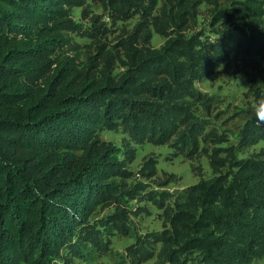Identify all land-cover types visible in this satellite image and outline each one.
Wrapping results in <instances>:
<instances>
[{"label": "trees", "instance_id": "obj_1", "mask_svg": "<svg viewBox=\"0 0 264 264\" xmlns=\"http://www.w3.org/2000/svg\"><path fill=\"white\" fill-rule=\"evenodd\" d=\"M97 1L113 20L138 16L119 41L121 54L102 42L107 28L96 15L89 26L73 19L72 8L85 13L87 0H0V264H77L74 258L103 255L114 232H130V216L147 212L132 199L160 209L163 227L126 247L132 263L253 264L264 257V148L243 159L233 147L202 148L215 174L204 178L194 167L200 178L173 203L168 190L126 183L155 176L153 156L137 172L126 165L135 157L131 143L173 141L192 156L200 139H225L205 132L207 119L195 114L196 103L208 114L211 107L195 82L236 59L264 80V2L218 7L213 0V36H186L200 0H162L156 14L158 0ZM152 29L165 37L158 48L150 45ZM69 33L90 40L81 62L66 54L75 46ZM250 81L258 94L259 80ZM103 129L127 139L117 146L100 137ZM263 138L264 124L247 120L238 143Z\"/></svg>", "mask_w": 264, "mask_h": 264}, {"label": "rangeland", "instance_id": "obj_2", "mask_svg": "<svg viewBox=\"0 0 264 264\" xmlns=\"http://www.w3.org/2000/svg\"><path fill=\"white\" fill-rule=\"evenodd\" d=\"M213 0H200L197 6L195 22L190 23L183 34L190 36L194 33H203L204 36H213L211 31L219 22L214 23L212 12L214 6ZM218 7L227 6L228 0H215ZM264 2V0H262ZM162 0H158L154 9V14L158 13ZM87 10L82 12L81 8H72V17L75 21L81 22L83 26L90 25L91 16L96 15L101 22L106 24L102 42L105 43L107 49L121 54L119 41L126 37L132 27L137 23L138 16L134 15L126 20H113L102 10L101 5L97 0H87ZM215 24V25H214ZM69 39L75 44L74 47L67 48L66 54L74 56L79 62L85 59L84 52L87 49L86 45L89 39L69 33ZM165 40L154 32L152 29L150 45L154 48L160 47ZM246 61V60H245ZM244 60L236 59L224 64H221L211 75L203 80L195 82V87L201 92L206 93L211 97V107L209 114L199 104H194V111L197 116L206 118L208 125L205 132L214 131L219 136H224V140L220 143H214L213 140H199V151L188 156L186 152H182L176 145L162 144L154 145L149 142L143 144L131 143L135 148V157L129 161L126 168L130 171L137 172L145 158L153 156L156 163V174L151 179L141 178L135 175L133 178L126 180L127 185L140 181L145 184L146 190L158 189L168 190L175 195L170 202L176 199H182L183 190L195 184L200 175L204 178L212 177L215 173L212 172L209 166L207 156L201 152L202 148L210 150L212 147H233L235 156L238 159L249 157L253 153L259 152L264 148V138L256 144L240 146L239 131L247 120H255L250 111L252 105L258 97L264 96V80L263 73L251 66H247ZM258 66L264 68V60L258 57ZM119 68L115 70L118 72ZM251 77L259 80L258 94H253L249 91ZM102 139L110 141L117 146L122 145L124 138L127 135L121 130H106L99 131ZM199 168L200 175L193 168ZM226 167L221 169L225 172ZM172 174L171 181L164 187H158V180H163ZM129 204L133 207L143 206L147 212H142L136 216H130V232L127 235L113 233L110 236L111 248L103 255L91 253L85 259L74 258L77 264H134L126 255V247L134 243L136 236H142L146 233L160 231L162 227L161 210L148 201L129 200ZM113 210V206L99 209L94 216L98 218L105 216ZM158 247V245L156 246ZM141 264H155V257L142 262ZM253 264H264V257L256 260Z\"/></svg>", "mask_w": 264, "mask_h": 264}, {"label": "clouds", "instance_id": "obj_3", "mask_svg": "<svg viewBox=\"0 0 264 264\" xmlns=\"http://www.w3.org/2000/svg\"><path fill=\"white\" fill-rule=\"evenodd\" d=\"M250 111L257 123L264 124V96L256 99Z\"/></svg>", "mask_w": 264, "mask_h": 264}]
</instances>
